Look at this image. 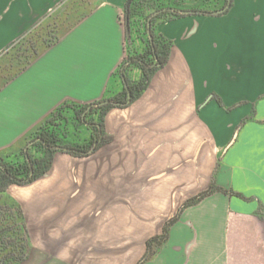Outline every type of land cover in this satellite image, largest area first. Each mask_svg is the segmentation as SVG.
Instances as JSON below:
<instances>
[{
  "label": "crops",
  "instance_id": "obj_1",
  "mask_svg": "<svg viewBox=\"0 0 264 264\" xmlns=\"http://www.w3.org/2000/svg\"><path fill=\"white\" fill-rule=\"evenodd\" d=\"M203 1L184 0V10ZM125 2L0 0V158L15 160L64 100L122 90L119 65L144 45L139 17L126 38ZM224 10L155 23L172 40L168 61L136 100L108 110L113 139L86 156L57 151L40 178L6 188L0 264H137L162 231L152 216L178 204L173 191L185 199L211 183L220 190L183 208L142 264H264V0Z\"/></svg>",
  "mask_w": 264,
  "mask_h": 264
},
{
  "label": "trees",
  "instance_id": "obj_2",
  "mask_svg": "<svg viewBox=\"0 0 264 264\" xmlns=\"http://www.w3.org/2000/svg\"><path fill=\"white\" fill-rule=\"evenodd\" d=\"M127 1L122 11L125 29L126 24H129L130 34L134 29L136 18L139 17L143 30L142 35H137H140L144 45L141 50L128 53L119 65L117 73L124 84L122 90L107 98L111 101L104 104L99 102L106 98L90 103L64 100L28 133L24 138L26 147L19 149L15 160L5 161L0 158V207H6L3 200L6 188L10 184L26 185L40 178L51 167L55 152L64 151L72 156H86L110 142L113 136L106 133L104 123L108 110L112 107H125L136 100L147 88L154 73L168 61L172 40L158 33L155 30V23L183 16L181 10L188 9L183 5L184 0H130L128 7ZM213 1H220V3L218 7L211 9L209 4ZM203 2L204 7L191 8L194 13H213L221 8H225L224 11H226L231 5V0H204ZM129 34L126 29L128 41ZM133 68L138 70L136 78L128 75V71ZM127 90L130 93V101L127 100ZM217 100L221 103L219 99ZM82 129L87 130L86 137L81 140L80 138L70 139L71 134L77 137ZM214 190L220 189L211 183L206 190L186 199L178 212L165 221L161 233L146 240L145 253L137 264H142L149 259L166 242L169 227L178 219L183 208L196 204ZM14 204L18 209V215L13 216V220L17 225V246L19 258H21L25 247L23 234L26 227L20 205ZM9 214L8 211L0 213V216H4L6 224L9 220L5 215ZM3 227L0 224V229Z\"/></svg>",
  "mask_w": 264,
  "mask_h": 264
},
{
  "label": "rangeland",
  "instance_id": "obj_3",
  "mask_svg": "<svg viewBox=\"0 0 264 264\" xmlns=\"http://www.w3.org/2000/svg\"><path fill=\"white\" fill-rule=\"evenodd\" d=\"M204 190H206V189H204ZM204 190L187 191V193L189 192L190 194L193 192V194L190 195L188 198H190V197H192V196L196 195L197 193L202 192ZM215 191L216 190L210 192L208 195L212 194ZM173 192H175L174 193L175 196L173 198L171 197V200H175V201L177 200L178 204L177 205H172V206H169V207H163L161 211H160V209H158L157 212L152 217L162 218L164 220V223H165V221H167L169 218H171L172 216H174L178 212L179 208L182 206L184 201L186 199H188V198L183 199V197H182V196H184L186 191L179 190V191H173ZM119 193H122V191H117V190L115 191L116 199L118 198L121 201V198L123 197V194H119ZM121 208H122L121 206H118V205L115 206V214H116V216L122 214V211L119 210ZM239 224H240V226H238V227L240 229H242L243 222L239 221ZM230 225L231 226H235V224L233 222H231ZM262 245L264 246V241H263ZM261 258H262V254H260V259Z\"/></svg>",
  "mask_w": 264,
  "mask_h": 264
},
{
  "label": "water",
  "instance_id": "obj_4",
  "mask_svg": "<svg viewBox=\"0 0 264 264\" xmlns=\"http://www.w3.org/2000/svg\"><path fill=\"white\" fill-rule=\"evenodd\" d=\"M129 2H130V0H128L127 3H126L127 4L126 5L127 7H128ZM223 10H224V8L219 9V10H216L215 13H220ZM181 12L184 13V14H188V13H192L194 11L193 10H181ZM126 29H127L128 34H129V24H126ZM127 92H128V94H127V100L130 101V93H129L128 90H127ZM110 101L111 100H109V99H105V100L100 101L99 103L100 104H104V103H107V102H110ZM0 166H1V163H0Z\"/></svg>",
  "mask_w": 264,
  "mask_h": 264
}]
</instances>
